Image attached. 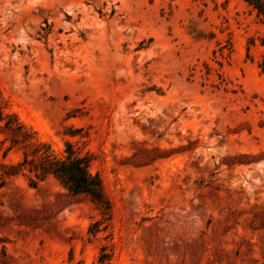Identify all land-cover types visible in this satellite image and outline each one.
I'll list each match as a JSON object with an SVG mask.
<instances>
[{
    "label": "rangeland",
    "instance_id": "374dc122",
    "mask_svg": "<svg viewBox=\"0 0 264 264\" xmlns=\"http://www.w3.org/2000/svg\"><path fill=\"white\" fill-rule=\"evenodd\" d=\"M0 107L89 153L111 202L93 235L89 198L59 207L55 178L11 177L10 264H103V247L110 264H264V22L245 0H0Z\"/></svg>",
    "mask_w": 264,
    "mask_h": 264
},
{
    "label": "trees",
    "instance_id": "16d2710c",
    "mask_svg": "<svg viewBox=\"0 0 264 264\" xmlns=\"http://www.w3.org/2000/svg\"><path fill=\"white\" fill-rule=\"evenodd\" d=\"M245 1L264 22V0ZM0 133L5 134L2 144L9 141L3 151V159L0 160V189L11 177L20 174L25 175L30 185L35 187L53 177L64 188L58 195L60 199L56 201V205L64 207L80 197L89 198L102 214V219L90 226L89 233L96 235L104 230L102 225L110 217L111 202L104 191L100 175L91 170L92 157L89 153L82 154L72 142L66 141L63 154H58L51 144L41 140L37 132L21 121L15 112L5 113L1 107ZM1 148L0 146V150ZM13 149L23 151L22 159L14 163L6 162L5 158ZM25 218L28 219L23 222L33 224L29 221L30 216ZM5 224L6 218L0 215V264L11 263V255L6 245L7 238L1 234ZM99 262L110 264V254L106 252V247L102 248Z\"/></svg>",
    "mask_w": 264,
    "mask_h": 264
}]
</instances>
